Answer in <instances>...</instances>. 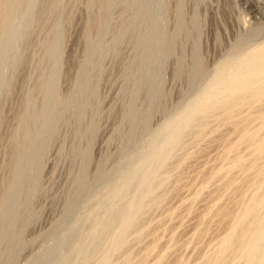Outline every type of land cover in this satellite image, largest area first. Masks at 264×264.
I'll use <instances>...</instances> for the list:
<instances>
[{
  "label": "rangeland",
  "instance_id": "rangeland-1",
  "mask_svg": "<svg viewBox=\"0 0 264 264\" xmlns=\"http://www.w3.org/2000/svg\"><path fill=\"white\" fill-rule=\"evenodd\" d=\"M252 91L264 0H0V264H264Z\"/></svg>",
  "mask_w": 264,
  "mask_h": 264
},
{
  "label": "bare ground",
  "instance_id": "bare-ground-1",
  "mask_svg": "<svg viewBox=\"0 0 264 264\" xmlns=\"http://www.w3.org/2000/svg\"><path fill=\"white\" fill-rule=\"evenodd\" d=\"M253 92V91H252ZM254 94L251 96L250 95V100H248L249 102L248 103H262L261 105H263V106H260V109L258 108V110H254L255 111V114H257V113H264V94H262V92L260 91H258V93L256 92V94H255V92H253ZM249 94V93H248ZM231 99V98H230ZM229 99V100H230ZM245 99L246 98H243L242 99V97H241V99H235V100H230V101H228L223 107H222V109H223V111H222V113H220V115L218 116V117H216V118H214L215 119V121L217 120L218 122H225V124H228L229 125V128H233L232 130H231V132L233 131H237L239 128V124L238 123H236V122H234V121H236V120H233V122H232V119L234 118V115H237V114H235V113H238L241 109H242V106L244 105V103H245ZM217 103V102H216ZM212 105V104H211ZM223 105V104H222ZM245 105H247V101H246V103H245ZM220 107H221V105H219ZM214 107H215V105H214ZM218 112V111H217ZM243 113V112H242ZM254 113H252V116H254L253 115ZM250 115V114H249ZM248 115V117L249 118H251V116H249ZM201 116H203V118H205V119H209L210 118V116L209 115H207V114H203V112L201 113ZM200 116V117H201ZM235 117H237V116H235ZM249 118H247V119H249ZM205 119H204V121H205ZM246 119V120H247ZM243 119L241 118L239 121L241 122ZM212 122V121H211ZM206 123V122H205ZM204 123V124H205ZM221 123H219V124H221ZM242 123H243V121H242ZM247 123V122H246ZM203 124V125H204ZM224 124V125H225ZM209 125V124H208ZM215 125H216V123H215ZM214 125V126H215ZM222 125V124H221ZM221 125H219V126H221ZM218 126V127H219ZM231 126V127H230ZM205 127V126H204ZM217 127V126H216ZM212 128V127H211ZM229 128H228V131H229ZM199 129V128H198ZM203 129V128H202ZM202 129H200V130H202ZM206 130V129H205ZM214 130H215V128H214ZM208 131H210V130H208ZM218 131V130H217ZM216 131V132H217ZM215 132V133H216ZM219 132H220V129H219ZM198 133V132H197ZM198 135V134H197ZM229 136H230V134H229ZM194 137H195V135H194ZM197 138V137H196ZM211 139V138H210ZM225 141V140H224ZM223 141V142H224ZM221 142H222V140H221ZM189 156V155H188ZM186 160V159H185ZM182 161V160H181ZM188 163V162H187ZM182 166V165H181ZM177 168H178V166H177ZM169 174V173H168ZM179 178V177H178ZM178 178L176 179L177 181H178ZM162 179H164V178H162ZM165 180V179H164ZM167 180V179H166ZM187 180V179H186ZM162 182V181H161ZM179 182V181H178ZM181 182V181H180ZM163 184V183H162ZM157 185H159V184H157ZM150 187V186H149ZM151 188V187H150ZM155 188H156V186H155ZM152 189V188H151ZM154 189V188H153ZM148 190H149V188H148ZM200 190V189H199ZM147 192V191H146ZM146 192H145V194H146ZM148 193V192H147ZM150 194V193H149ZM169 194V195H168ZM168 194H162V196L163 197H161V195H160V197H161V199L159 200V203H160V201L162 200V199H166V198H168L169 196H170V193L168 192ZM237 194V193H236ZM236 194H234V195H236ZM144 195V194H143ZM144 197V196H143ZM172 197V196H171ZM159 198V197H158ZM141 199H143L142 197H141ZM154 199V198H153ZM169 199V198H168ZM167 199V200H168ZM156 200V199H155ZM165 201V200H164ZM151 202V201H150ZM153 202V201H152ZM141 203V202H140ZM161 203H162V201H161ZM137 205H141V204H137ZM145 205V204H144ZM147 205V204H146ZM159 205V204H158ZM153 206V205H152ZM144 207V206H143ZM150 207V206H149ZM137 208V207H136ZM136 208H135V210L134 211H136ZM142 209L143 208H139L138 210H137V212L139 213L140 211H142ZM145 209V208H144ZM228 209V208H227ZM133 211V212H134ZM227 211V210H226ZM243 212V211H242ZM241 212V213H242ZM253 214V213H252ZM263 214V213H262ZM132 215V214H131ZM231 215V213H229V216ZM240 215V214H239ZM251 215V214H250ZM253 215H256V214H253ZM252 215V216H253ZM239 217H241V216H239ZM253 217H255V216H253ZM244 217H242V219H243ZM261 218V217H260ZM132 219V218H131ZM248 219V218H247ZM126 220V219H125ZM133 220V219H132ZM137 220V219H136ZM224 220H226V223H227V218L226 219H224ZM223 220V221H224ZM255 220V219H254ZM219 221V220H218ZM245 219L243 220V222L242 223H240V225H238L237 227H234V228H232L231 227V231H230V234H228V238L226 237H224L223 239H222V241L221 242H228V244H229V246H230V248H231V252H236V251H239L240 249H242L244 246L245 247H248V241H247V235L248 234H250L249 232H250V230H249V227L245 224ZM259 221H260V219H259ZM247 222V221H246ZM262 222V221H261ZM127 223V222H126ZM125 223V224H126ZM253 223H255V225H256V222H253ZM228 224V223H227ZM134 224L132 223V221H130V222H128L127 224H126V230H128V229H130L132 226H133ZM222 225H224V223L220 220V222H219V226L218 227H222ZM236 225V224H235ZM144 226V225H143ZM233 226V225H232ZM124 227V226H123ZM257 228V227H256ZM221 229V228H220ZM229 229H230V227H229ZM123 230V229H122ZM206 230V229H205ZM133 232V231H132ZM125 235V234H124ZM132 235V234H131ZM249 238V237H248ZM139 239V238H138ZM254 243V242H253ZM122 244V243H121ZM221 244V243H220ZM247 245V246H246ZM116 246V245H115ZM221 247H224V246H221ZM225 247H226V245H225ZM229 248V247H228ZM255 249V248H254ZM223 250V249H222ZM252 251H253V249H252ZM246 255V254H245ZM128 256V255H127ZM126 256V257H127ZM130 256V255H129ZM129 256L127 257V259L129 258ZM214 258L215 257H213V259H212V261H209V260H211V258L210 259H208V258H206V259H208L207 261H206V263L205 264H227L226 263V261H224V260H219V261H217V260H214ZM126 259V260H127ZM217 259H218V257H217ZM214 260V261H213ZM128 261H129V259H128ZM228 262V261H227ZM126 264H127V262H125ZM204 263V262H203ZM202 263V264H203ZM124 264V263H123Z\"/></svg>",
  "mask_w": 264,
  "mask_h": 264
}]
</instances>
